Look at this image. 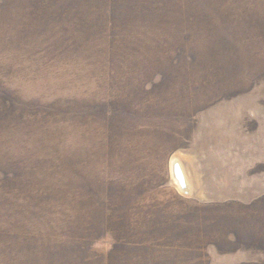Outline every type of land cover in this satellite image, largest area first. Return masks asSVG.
I'll list each match as a JSON object with an SVG mask.
<instances>
[{
  "label": "rangeland",
  "instance_id": "1",
  "mask_svg": "<svg viewBox=\"0 0 264 264\" xmlns=\"http://www.w3.org/2000/svg\"><path fill=\"white\" fill-rule=\"evenodd\" d=\"M8 1L0 264H264V0L38 41Z\"/></svg>",
  "mask_w": 264,
  "mask_h": 264
},
{
  "label": "trees",
  "instance_id": "2",
  "mask_svg": "<svg viewBox=\"0 0 264 264\" xmlns=\"http://www.w3.org/2000/svg\"><path fill=\"white\" fill-rule=\"evenodd\" d=\"M27 2H15V5H19L18 8L25 12L24 17V24L22 25L23 35L29 39L30 37H36L37 41L41 39L38 34L43 31L52 32V28L54 26L60 25H67L78 33L81 32L80 35L89 37L92 36L95 32L94 28H103V27H124V25L132 24L133 22H141L147 20L150 16H161V8L160 2L158 3L157 0H152L155 5L152 7V12H146V7L144 10H138L140 7L145 6L141 2H145L144 0H137L138 4L131 5L129 4V0H26ZM8 2H4L2 5L8 4ZM74 2V7L77 5L80 6L81 11L72 12V5ZM77 2V3H76ZM120 2L123 6L120 5ZM27 3V4H26ZM96 3V6L93 4ZM107 3L110 5V9L112 14L115 12L118 13V21H110L108 14H106L107 10ZM179 4V2H178ZM26 5V6H25ZM99 5L103 6L101 9L98 7ZM192 6V4H190ZM180 7V11L174 14L175 23H178L179 13H181L182 17L184 18V22L186 24L189 23L191 25L195 24L194 17H190V12H185L186 8L184 5H177ZM94 8V9H93ZM93 9V10H92ZM85 10V11H83ZM92 10V12L86 13ZM184 11V12H182ZM75 13V14H72ZM98 15H93V14ZM160 13V14H159ZM152 14V15H150ZM69 16H73L74 18H70ZM132 16V17H131ZM148 16V17H146ZM131 17V18H129ZM154 19H158V18ZM170 20V19H168ZM170 22V21H169ZM168 22V23H169ZM171 24V22H170ZM70 28V29H71ZM57 28L54 27V30ZM48 36L47 34H43V37ZM49 37V36H48ZM54 38L57 39L54 35Z\"/></svg>",
  "mask_w": 264,
  "mask_h": 264
}]
</instances>
